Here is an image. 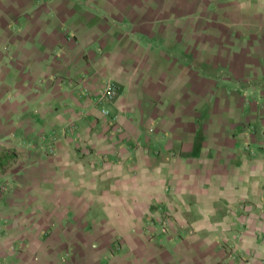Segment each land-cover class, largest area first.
<instances>
[{"label":"crops","instance_id":"obj_1","mask_svg":"<svg viewBox=\"0 0 264 264\" xmlns=\"http://www.w3.org/2000/svg\"><path fill=\"white\" fill-rule=\"evenodd\" d=\"M0 128L13 264H264V0H0Z\"/></svg>","mask_w":264,"mask_h":264},{"label":"rangeland","instance_id":"obj_2","mask_svg":"<svg viewBox=\"0 0 264 264\" xmlns=\"http://www.w3.org/2000/svg\"><path fill=\"white\" fill-rule=\"evenodd\" d=\"M0 134H1V128H0ZM2 154L0 153V156H1ZM17 159H19V156L18 155H16V157H14L13 159H11V162H12V165H11V167H12V170L14 169V167H13V164L15 163V162H17ZM1 161H3V159L2 158H0V193H4V189H5V187H4V185H5V180H3L4 178H2L1 176H2V174H5V173H7V170H10L9 168H10V166L8 165L7 167L5 166H3L2 165V162ZM0 264H13V260L12 259H10V258H3L2 257V255L0 254Z\"/></svg>","mask_w":264,"mask_h":264}]
</instances>
